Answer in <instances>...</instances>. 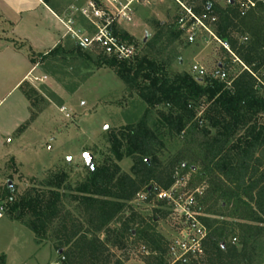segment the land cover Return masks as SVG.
<instances>
[{
  "label": "rangeland",
  "instance_id": "obj_1",
  "mask_svg": "<svg viewBox=\"0 0 264 264\" xmlns=\"http://www.w3.org/2000/svg\"><path fill=\"white\" fill-rule=\"evenodd\" d=\"M57 1L60 8L66 9L73 3H83L84 6L90 0ZM178 1L186 9L189 8L205 28L193 20L188 22L186 10L175 1L156 3L149 0L145 6H137L132 23L122 25L117 30L132 38L131 41L124 40L134 46L133 57H147L165 63V71L171 78L186 73L197 81L207 80L215 73L217 66L228 59L230 62L224 68L228 78L237 76L243 68L238 63H232L231 57H226L223 44L216 39L210 25L213 16L199 10L197 0ZM213 1L224 7L228 0ZM71 7L77 8L76 5ZM73 18L77 24L81 23L76 15ZM181 19H184L183 26L189 27V32L193 34V42H188L186 30H181ZM158 24L172 26L173 32L179 34L178 39L169 46H166L164 38L155 44L161 29ZM2 29L9 31L7 26ZM68 41L63 40L61 45L65 46ZM12 46L25 53L24 46L15 43ZM69 47L68 44L65 48ZM84 50L88 56L96 59V50ZM33 58L38 68H35L31 78L41 81L34 80L11 91V83L21 68L6 63L7 59L0 56V99L3 98L0 103V127L21 120L16 133L8 139L14 143H5L13 155L0 159V264H5V255L8 264H60L58 247L64 244L65 236L73 229L78 230L77 236L92 237L93 225L86 214L87 200L77 192L89 176L83 155L88 153L93 157L94 167L109 165L114 171L113 166H116L118 176L134 178L133 158L114 162L108 158L110 140L122 128L136 125L146 111V105L138 97L131 96L109 69H95L69 59L63 62L62 58L50 56L41 59V54H35ZM195 65L204 71L200 78L191 73ZM24 92L35 94L29 111L23 105V102L26 103ZM62 107L65 108L64 113L59 111ZM206 108L200 106L196 118H200ZM31 116L33 119H30ZM156 117L157 112L153 111L150 118ZM257 122L264 125V116H258ZM179 148L178 140L165 137L155 151L158 164L168 165ZM171 180L172 183L165 190L150 182L149 186H153L150 195L145 188H141L108 225L110 239L118 240L115 246L106 248L104 256L108 264H159V254L153 253L144 239L143 230L148 227L167 242L163 247L164 253L159 257L163 264H182L174 261L171 249L180 255L183 247L199 238L200 219L204 215L197 212L195 196L200 194L204 184L194 182L190 173H182L179 169H174ZM8 182L13 190L10 194L7 191ZM160 190L169 198L158 199ZM36 193L43 195L45 201L52 200L55 193L59 198L58 217L44 235H35L25 225L28 216L23 215L18 220L12 212L13 205L22 197H32ZM16 215L19 216V213ZM122 225L131 230L132 235H137L132 237L125 234L122 237ZM97 236L100 240L106 238L104 233ZM230 242L233 243V240L230 239ZM66 248L68 246H63L62 250ZM252 255L253 264H264V238L255 245Z\"/></svg>",
  "mask_w": 264,
  "mask_h": 264
},
{
  "label": "trees",
  "instance_id": "obj_2",
  "mask_svg": "<svg viewBox=\"0 0 264 264\" xmlns=\"http://www.w3.org/2000/svg\"><path fill=\"white\" fill-rule=\"evenodd\" d=\"M197 1L199 10L213 16L210 25L216 39L246 67L237 76L228 78L229 88L218 78L230 62L225 50L226 62L219 64L205 81H197L186 73L171 78L165 71V63L147 57L119 61L98 52L94 60L80 44L70 40L65 46L41 54V59L50 56L62 58L63 62L69 59L95 69H109L131 96L146 105L136 125L122 128L110 140L108 158L112 162L133 158L134 178L118 176L116 166L114 171L109 165L89 170L86 183L77 192L86 197L92 237L77 236L78 230L73 229L58 247L60 264H108L104 256L106 248L118 243L110 239L108 225L141 188L150 195L153 189L150 182L167 189L174 169L190 173L194 182L204 184L195 196L197 212L204 215L200 219L205 227L202 256L191 264H253L255 245L264 238V125L257 122L258 116H264V4L259 3L242 14L237 0H228L224 7L213 0ZM158 26L161 29L155 44L164 38L169 46L178 39L179 34L173 32L172 26ZM117 34L132 40L121 31ZM68 44L70 47L66 49ZM33 95L24 92L29 103ZM200 106L207 108L196 118ZM153 111L157 117L151 119ZM165 137L178 140L180 148L168 165L161 166L155 151ZM7 191L13 192L8 187ZM53 195L52 200L46 201L40 193L22 197L12 207L15 218L28 216L25 225L35 235H44L59 213V198L56 193ZM124 226L122 237L137 235ZM102 233L106 235L104 240L97 236ZM143 234L152 252L160 257L167 243L165 239L151 227L144 229ZM63 246L68 248L62 250ZM159 257V264H163Z\"/></svg>",
  "mask_w": 264,
  "mask_h": 264
},
{
  "label": "built area",
  "instance_id": "obj_3",
  "mask_svg": "<svg viewBox=\"0 0 264 264\" xmlns=\"http://www.w3.org/2000/svg\"><path fill=\"white\" fill-rule=\"evenodd\" d=\"M156 3H162L164 0H152ZM182 7H184L178 0H173ZM149 0H90L86 5L80 7H70L68 19L64 22L65 25V37L69 40L80 44L84 49H93L100 52L106 57H114L119 61H129L133 58L135 48L132 44L126 42L120 38L117 34V30L122 25L130 24L133 21L136 13L137 6H145ZM239 10L242 14L248 10L256 7L257 4H264V0H237L236 1ZM184 9L187 12L186 19L188 22L192 20L196 24L205 28L201 21L196 18L190 9ZM78 16L86 27L77 26L73 16ZM184 19L180 20L181 30L187 32V41L193 42V34L189 32V27H184ZM213 21V19H212ZM194 24H192L193 27ZM231 57L232 63H238L243 70L246 67L229 51L227 46H224ZM191 73L200 78L204 75L202 68L193 66ZM219 80L226 84V87L231 86V81L228 79L227 73L222 70L218 76ZM41 81V79H36ZM60 113H64L65 108H60ZM68 117V114H65ZM160 190L157 193V198L160 200L168 199L169 196L165 192ZM2 218V209L0 208V219ZM199 238L191 242L187 247H183L182 253L179 255L174 249H171L176 263L188 264L197 261L202 256L201 241L205 237V227L200 223ZM235 240L233 239V243ZM58 264V263H56Z\"/></svg>",
  "mask_w": 264,
  "mask_h": 264
},
{
  "label": "crops",
  "instance_id": "obj_4",
  "mask_svg": "<svg viewBox=\"0 0 264 264\" xmlns=\"http://www.w3.org/2000/svg\"><path fill=\"white\" fill-rule=\"evenodd\" d=\"M59 4L57 0H0V26L9 28V31L6 32L2 28L0 30L2 36L0 37V56L7 59L6 63L15 64L21 68L20 73L11 83V91L34 82L35 77L31 78V75L38 65L33 63L31 59L34 60L35 54L45 55L61 45L63 40H68L65 37L64 22L69 17V8L73 5L83 6V3L70 4L66 9L60 8ZM77 18L80 19L78 16ZM81 23L84 24L82 20ZM81 23L76 24L82 26ZM13 43L24 46L25 53L14 48ZM28 54H32L33 57L31 58ZM2 101L3 98L0 99V103ZM25 101V104L22 101L23 105L29 111L30 103L26 98ZM20 122L21 120L0 127V159L13 155L12 150L5 147V143L10 136L16 133ZM8 143L13 144L14 142L11 140ZM5 256V264H8V257ZM17 264L25 263L19 262Z\"/></svg>",
  "mask_w": 264,
  "mask_h": 264
},
{
  "label": "water",
  "instance_id": "obj_5",
  "mask_svg": "<svg viewBox=\"0 0 264 264\" xmlns=\"http://www.w3.org/2000/svg\"><path fill=\"white\" fill-rule=\"evenodd\" d=\"M105 129H107V127H106ZM83 158H84V160H85V166H86L90 171H92V170L94 169V166H93V157H92L90 154L85 153V154L83 155ZM69 161H70V160H69ZM7 187H8V188L11 187V183H10V182L7 183Z\"/></svg>",
  "mask_w": 264,
  "mask_h": 264
}]
</instances>
